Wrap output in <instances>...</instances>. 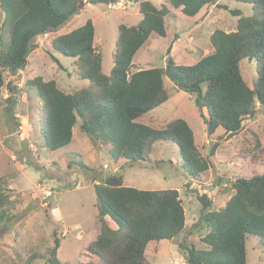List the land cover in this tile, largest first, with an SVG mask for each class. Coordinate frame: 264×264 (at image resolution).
Wrapping results in <instances>:
<instances>
[{"label": "trees", "instance_id": "16d2710c", "mask_svg": "<svg viewBox=\"0 0 264 264\" xmlns=\"http://www.w3.org/2000/svg\"><path fill=\"white\" fill-rule=\"evenodd\" d=\"M86 1L110 4L118 0ZM124 1L138 4L141 19L136 24L121 23L116 27L109 73L102 72V56L93 44L94 25L87 19L51 40L53 49L74 58L76 75L87 83L65 92L54 79L35 76L25 80L24 87L35 89L45 108L41 118L44 147L53 151L69 144L73 127L79 122L81 131L107 145V153L115 162L120 157L129 163L150 162L155 142H173L180 154V168L191 179L197 178L211 165L217 142L203 156L186 120L166 119L157 128L147 123L150 111L169 97L163 81L167 76L177 89L193 96L207 137L218 128L226 138L238 134L242 121L254 116L258 107H264V0H236L251 4V14L230 9L231 15L237 17L235 28L213 29L208 36L212 51L194 63L178 64L167 58L164 67L134 71L132 59L150 34L165 36L168 14L179 11L194 18L217 0H165L159 6L152 0ZM81 3L82 0H0V29L9 35L6 44L0 41V95L3 87L9 93L14 89L10 81H5L3 72L15 74L22 69L35 39L78 14ZM244 59H254L251 86L241 74ZM254 147L264 150L258 140ZM231 187L233 193L217 210L210 208L212 202L206 193L197 196L201 206L194 226L205 227L201 237L205 247L184 239L176 243L188 264H246L248 235L264 241V172L238 177ZM94 191L98 211L92 223L95 235L85 245V264H150L148 243L171 241L185 232V208L176 188L138 189L123 185L120 175H111L94 183ZM8 201L0 177V221L8 219L2 212ZM34 257L12 264H31Z\"/></svg>", "mask_w": 264, "mask_h": 264}, {"label": "rangeland", "instance_id": "374dc122", "mask_svg": "<svg viewBox=\"0 0 264 264\" xmlns=\"http://www.w3.org/2000/svg\"><path fill=\"white\" fill-rule=\"evenodd\" d=\"M152 1L157 6L165 2ZM230 9L251 14V4L236 0H217L194 18H187L179 11L168 14L165 36L150 34L132 59L131 71L164 67L167 58L178 64H192L210 53L208 36L213 29L235 28L237 17L231 15ZM87 19L94 25L93 44L102 56V72L109 73L116 27L121 23L136 24L141 19L136 2L118 0L106 4L82 0L78 14L35 39L22 69L15 74L3 72L5 81H10L14 89L9 93L3 87L0 95V177L9 200L2 208L8 219L0 221V264L24 262L30 256H35L31 264L49 263L53 250L57 251L61 264H85L88 261L85 245L95 235L92 223L98 211L94 183L111 175H120L123 185L138 189H178L186 213L185 232L171 241L148 243L146 252L150 264H188L176 243L184 239L199 248L205 247L201 241L205 227L194 226L201 206L197 196L206 193L212 202L210 208L217 210L233 193L231 184L235 179L264 172V150L254 147L256 140L264 146V107H258L254 116L242 121L238 134L226 138L222 128H218L207 137L203 117L194 108L193 96L177 89L164 76L169 97L150 111L151 119L147 123L159 128L166 119L183 118L192 128L203 156L217 142L211 165L194 179L180 168V154L173 142H155L150 162L129 163L121 157L115 162L107 153V145L81 131L79 122L73 127L71 142L50 151L44 147L41 131L45 108L35 89L24 87V82L35 76L54 79L65 92L87 83L76 75L74 58L60 54L51 46L56 35L82 25ZM0 37L6 44L7 30L0 29ZM241 62L242 77L251 86L255 78L254 59ZM245 250L246 264H264V241L259 237L248 235Z\"/></svg>", "mask_w": 264, "mask_h": 264}, {"label": "water", "instance_id": "95a60500", "mask_svg": "<svg viewBox=\"0 0 264 264\" xmlns=\"http://www.w3.org/2000/svg\"><path fill=\"white\" fill-rule=\"evenodd\" d=\"M0 17H1V10H0ZM1 20V19H0ZM169 52V50H168ZM57 251L56 250H53L49 259H48V262L49 264H61L58 260H57Z\"/></svg>", "mask_w": 264, "mask_h": 264}]
</instances>
